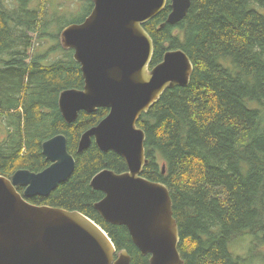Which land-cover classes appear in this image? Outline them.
Returning <instances> with one entry per match:
<instances>
[{
	"label": "trees",
	"instance_id": "obj_1",
	"mask_svg": "<svg viewBox=\"0 0 264 264\" xmlns=\"http://www.w3.org/2000/svg\"><path fill=\"white\" fill-rule=\"evenodd\" d=\"M92 8L93 0H0V175L44 170L51 162L42 143L64 134L74 172L48 196L28 200L82 212L108 233L117 255L127 250L131 264H149L128 228L95 207L104 193L91 186L93 176L125 172L126 161L94 141L78 149L109 109L81 111L73 123L59 109L63 90L84 87L61 33ZM170 12L169 0L144 25L154 42L151 66L180 48L194 69L187 86L166 89L138 121L146 133L142 175L170 190L184 264H242L232 242L251 236L264 247V0H192L177 24L168 23Z\"/></svg>",
	"mask_w": 264,
	"mask_h": 264
},
{
	"label": "water",
	"instance_id": "obj_2",
	"mask_svg": "<svg viewBox=\"0 0 264 264\" xmlns=\"http://www.w3.org/2000/svg\"><path fill=\"white\" fill-rule=\"evenodd\" d=\"M168 1L93 0L90 14L61 33L62 46L73 50L84 78L82 89L60 93L63 118L73 123L81 111L109 109L82 134L79 151L94 141L102 151L117 152L128 165L122 173L103 169L93 176L91 186L104 193L95 207L107 222L128 228L142 254L150 255L149 264H184L170 190L142 175L146 133L138 125L166 89L187 86L194 69L180 48L167 51L151 66L154 42L144 25ZM170 2L167 20L177 24L187 16L192 0ZM42 152L51 162L44 170L19 169L10 178L0 175V264H131L127 250L117 255L108 233L87 215L28 200L48 196L75 170L64 134L45 140Z\"/></svg>",
	"mask_w": 264,
	"mask_h": 264
},
{
	"label": "rangeland",
	"instance_id": "obj_3",
	"mask_svg": "<svg viewBox=\"0 0 264 264\" xmlns=\"http://www.w3.org/2000/svg\"><path fill=\"white\" fill-rule=\"evenodd\" d=\"M252 242L254 239L251 236H247L242 241L236 240L230 244V251L235 256L244 259L242 264H264V247L254 246Z\"/></svg>",
	"mask_w": 264,
	"mask_h": 264
}]
</instances>
